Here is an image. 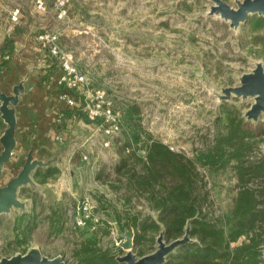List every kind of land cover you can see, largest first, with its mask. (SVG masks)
<instances>
[{
  "label": "rangeland",
  "instance_id": "obj_1",
  "mask_svg": "<svg viewBox=\"0 0 264 264\" xmlns=\"http://www.w3.org/2000/svg\"><path fill=\"white\" fill-rule=\"evenodd\" d=\"M43 2L45 10L38 8L37 0H0L1 31L12 27L11 34L19 29L37 38L45 32L57 35L62 52H72L73 64L87 75V96L76 92L81 108L87 101L94 103L98 91L103 92L119 117V126L109 147L98 143L83 152L89 158L86 162L94 158L96 162L82 189L76 192L65 185L61 192L57 173L48 182L59 187L60 199L49 188L21 190V198L29 201V213L16 211L0 216V258L38 247L48 257L62 255L68 263L84 264L83 258L95 261L101 253L117 256L123 251L117 245L119 231L124 230L120 219L139 216L151 222L160 214L150 193L129 187L132 169L143 172L141 164L131 161L128 169L117 171L123 144L131 134L123 109L130 104L138 111L135 117L143 140L137 144L130 141L139 156L145 157L146 144L157 140L196 160L205 142L214 138L218 128H224L225 109L237 111L242 117L251 103L250 99H233L218 105L215 93L223 86L236 85V75L250 71L255 61L264 58L252 54L254 43L244 41L254 34L249 23L255 16L235 33L221 20L206 15L209 0H186L189 9L177 6L178 0ZM16 9L21 15L19 22L13 23L11 14ZM22 20L26 23L19 26ZM255 33L264 36V29ZM53 58L54 69H61L59 59ZM101 121L97 120L96 126ZM246 122L259 131L264 117L258 123ZM263 144L264 139L258 143L260 155H264ZM100 149L105 154L97 152ZM196 166L207 182L212 201L210 217L222 216L233 201L230 189L236 184L235 176L215 178L197 160ZM10 169L15 172V166ZM85 198L90 207L88 217L83 218L86 224L80 226L72 216ZM59 209L63 219L57 223L55 211ZM157 224L140 233L137 242L138 232L132 229L134 251L139 256L155 249L160 231Z\"/></svg>",
  "mask_w": 264,
  "mask_h": 264
},
{
  "label": "trees",
  "instance_id": "obj_2",
  "mask_svg": "<svg viewBox=\"0 0 264 264\" xmlns=\"http://www.w3.org/2000/svg\"><path fill=\"white\" fill-rule=\"evenodd\" d=\"M177 6L189 9L186 0H180ZM249 24L254 34L249 40L244 37V41L254 43L256 46L250 48L252 54L264 58V36L255 33L264 29V17L255 16ZM164 25L168 26V22ZM20 32L16 29L14 36ZM2 51L4 55L14 51L13 35L6 38ZM6 63L7 60H3L0 69ZM203 66L207 67V63ZM137 112L129 105L123 109L126 126L131 130L130 140L136 144L143 140L141 126L135 117ZM224 112V128H218L214 138L205 142V148L198 151L196 158L215 178L228 177L232 173L236 178V184L230 189L233 191L232 204L217 218L210 217L212 201L205 177L196 169L195 159L187 158L157 140L146 144L145 157L137 154L130 140L123 144L117 171L127 168L131 161L133 164L138 161L143 172L132 169L129 187L150 193L160 214L157 221L151 222L141 220L139 216L122 218L119 220L121 227L136 229L137 242L140 233L162 223L166 228L165 238L171 241L181 237L187 221L195 218L191 236L196 242L179 247L166 264H264V155L258 150V143L264 139V126L256 131L239 112L228 108ZM59 172L58 168L38 170L35 177L38 182L45 183ZM55 215L54 222L60 223L63 219L61 210H56ZM82 262L120 264L109 252L101 253L95 261L83 258Z\"/></svg>",
  "mask_w": 264,
  "mask_h": 264
},
{
  "label": "water",
  "instance_id": "obj_3",
  "mask_svg": "<svg viewBox=\"0 0 264 264\" xmlns=\"http://www.w3.org/2000/svg\"><path fill=\"white\" fill-rule=\"evenodd\" d=\"M209 3L210 6L206 15L226 23L228 28L235 33H238L251 17H264V0H234L232 4L225 0H209ZM253 66L250 71L236 75V85L223 86L215 95L218 105L230 102L233 99H241L242 101L250 99L251 103L244 110L242 117L246 121L258 123L260 118L264 117V61H255ZM33 69L34 66L23 74L11 90L5 89L0 80V117L5 124L4 131L0 136V216L14 214L16 211L29 213V201L21 198V190L27 187L43 190L35 177L38 169L56 165L64 174H67L66 158L75 146L82 143V138L75 136L61 151L46 158L35 154L36 143L34 137H31L27 153L19 161L15 159L14 153L18 145L17 107L23 103L26 91L25 84L29 80ZM80 145L82 149L85 146L84 150L89 151L92 148V137L88 139L84 146ZM261 149L264 152V144ZM11 165L15 166V172L10 169ZM194 219L190 218L187 221L184 234L181 237L171 241L166 240V228L164 224L160 223L155 249L142 256L134 251L133 230L129 228L120 230L119 238L122 239L123 251L114 256L116 261L120 264H166L169 256L174 254L179 247L196 242L191 236ZM0 264L71 263L66 262L62 255L48 257L43 254L40 248L31 247L25 253L1 257Z\"/></svg>",
  "mask_w": 264,
  "mask_h": 264
},
{
  "label": "crops",
  "instance_id": "obj_4",
  "mask_svg": "<svg viewBox=\"0 0 264 264\" xmlns=\"http://www.w3.org/2000/svg\"><path fill=\"white\" fill-rule=\"evenodd\" d=\"M24 23H26L25 20H22L18 25ZM11 28L3 31L0 28V64L3 60H7L6 65H3L0 69V80L4 88L11 90L22 75L34 66L29 80L25 84L26 91L23 103L17 107L18 145L14 153L15 159L19 161L27 153L31 137L35 139V154L39 157L47 158L56 154L75 136L82 138L80 144L84 146L96 129V124L92 123L83 112L76 92L83 94L85 97L88 92L84 87L73 91L71 94L78 103L75 107H68L63 97V92L66 90L57 84L61 69H54L53 56L42 46L36 36L28 32H20L13 36L14 51L11 54L6 53L4 55L2 47L6 42V38L14 35L11 34L14 32ZM61 112H63L62 122L58 123V114ZM4 128L5 124L0 117V136ZM80 144L75 146L66 158L67 174H64L58 168L60 171L58 185H61V192L65 185L70 186L76 192L79 188L82 189L86 185L88 174L92 171V165L96 162L95 158L91 162L81 159V154L88 151L84 150L85 146L82 149ZM97 152L105 154L103 149L97 150ZM49 168L57 167L52 165ZM46 169L48 168L38 170L44 171ZM48 181L50 182V179ZM48 181L45 183L37 182L40 183L44 191L49 188L60 199L62 193L58 192L59 187L56 189Z\"/></svg>",
  "mask_w": 264,
  "mask_h": 264
},
{
  "label": "built area",
  "instance_id": "obj_5",
  "mask_svg": "<svg viewBox=\"0 0 264 264\" xmlns=\"http://www.w3.org/2000/svg\"><path fill=\"white\" fill-rule=\"evenodd\" d=\"M37 5L39 9H46L43 0H37ZM20 15L19 9L14 10L11 14V21L13 23L19 22ZM37 39L53 57L55 56L59 59L61 65V75L57 80V84L66 90L63 92V97L66 100L67 106H77V100L71 93L73 91L80 90L87 85V75L78 70V68L73 64L74 55L72 52H62L59 40L60 38L57 35H51L45 32L44 34H40ZM110 104L111 102L105 99L104 93L98 91L97 100L94 103H92V101H87L83 106V110L86 112L88 119L92 123H95L99 119L102 120L101 123L96 126V129L91 135L92 145L97 146L96 144L99 143L102 147L107 148L111 145V142L116 135L119 126V117L114 114ZM62 117L63 112L58 114V123L62 122ZM81 159L83 161H88L89 158L87 154L82 153ZM89 207L88 198H85L82 203H79V206L74 212L75 214L72 216L77 219V223L80 226L86 224V221L83 220V218L88 217L87 213L89 212ZM121 242L122 239H120V242H118L117 245L122 248L120 245Z\"/></svg>",
  "mask_w": 264,
  "mask_h": 264
}]
</instances>
